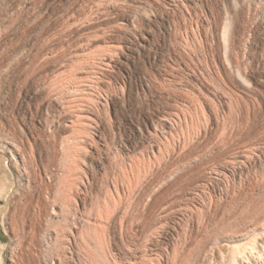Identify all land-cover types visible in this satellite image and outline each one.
I'll use <instances>...</instances> for the list:
<instances>
[{
	"label": "bare ground",
	"instance_id": "6f19581e",
	"mask_svg": "<svg viewBox=\"0 0 264 264\" xmlns=\"http://www.w3.org/2000/svg\"><path fill=\"white\" fill-rule=\"evenodd\" d=\"M0 155L10 264H264V0H0Z\"/></svg>",
	"mask_w": 264,
	"mask_h": 264
},
{
	"label": "rangeland",
	"instance_id": "374dc122",
	"mask_svg": "<svg viewBox=\"0 0 264 264\" xmlns=\"http://www.w3.org/2000/svg\"><path fill=\"white\" fill-rule=\"evenodd\" d=\"M7 163L8 162H4L3 161V158L0 155V186L5 181V175H6V173L3 170V165L5 166V165H7ZM1 206H2V204L0 203V208H1ZM8 240H9L8 234L4 231L3 227L1 226V215H0V244L2 246H5L3 248V251H2L3 264H10L8 262V259H7V248H6V245H7Z\"/></svg>",
	"mask_w": 264,
	"mask_h": 264
}]
</instances>
